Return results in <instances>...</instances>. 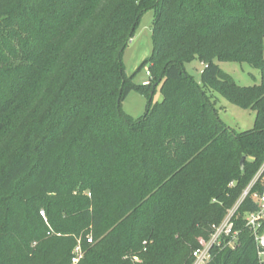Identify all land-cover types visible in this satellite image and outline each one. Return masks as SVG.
<instances>
[{
	"label": "trees",
	"instance_id": "trees-1",
	"mask_svg": "<svg viewBox=\"0 0 264 264\" xmlns=\"http://www.w3.org/2000/svg\"><path fill=\"white\" fill-rule=\"evenodd\" d=\"M149 11L152 52L128 76ZM195 59L200 82L184 69ZM145 66L148 86L134 81ZM133 91L148 99L137 120L122 108ZM214 93L255 126L227 127ZM263 166L264 0H0V264H72L78 246V264H191ZM252 194L239 246L209 264H259Z\"/></svg>",
	"mask_w": 264,
	"mask_h": 264
},
{
	"label": "rangeland",
	"instance_id": "rangeland-1",
	"mask_svg": "<svg viewBox=\"0 0 264 264\" xmlns=\"http://www.w3.org/2000/svg\"><path fill=\"white\" fill-rule=\"evenodd\" d=\"M153 19V11H149L143 15L135 32V36L125 51L123 60L128 76H131L142 62L151 55ZM218 65L241 86H253L260 83V72L247 64L218 62ZM184 69L197 82H200L204 65L198 59L185 63ZM147 72L148 67H143L135 76L134 81L143 84L148 80ZM214 95L219 116L227 127L239 133L250 130L255 126L256 114L254 111L241 109L229 103L221 95L217 93H214ZM162 99L163 96L158 87L152 97V103L161 102ZM147 103L148 99L145 96L133 91L122 103V108L127 114L137 120L144 116Z\"/></svg>",
	"mask_w": 264,
	"mask_h": 264
},
{
	"label": "built area",
	"instance_id": "built-area-1",
	"mask_svg": "<svg viewBox=\"0 0 264 264\" xmlns=\"http://www.w3.org/2000/svg\"><path fill=\"white\" fill-rule=\"evenodd\" d=\"M146 75L148 80L143 83L144 86L150 85L151 82L150 72L148 71ZM263 173L264 166L244 190L239 200L228 211L223 221L220 224L213 226V232L206 243L193 251L191 264H209L213 260L216 251L235 249L239 246L240 231L236 230V219L239 215L241 206L252 194L253 188L260 181ZM252 195L257 208L256 210L244 213L242 219L245 229L248 230L253 237L258 263L264 264V190L262 193L257 192ZM88 242L91 243L92 240L89 239ZM75 253L77 254V257L73 259L72 264H78L82 257L80 246L75 249Z\"/></svg>",
	"mask_w": 264,
	"mask_h": 264
},
{
	"label": "water",
	"instance_id": "water-1",
	"mask_svg": "<svg viewBox=\"0 0 264 264\" xmlns=\"http://www.w3.org/2000/svg\"><path fill=\"white\" fill-rule=\"evenodd\" d=\"M244 162H245V158H243V159L241 160V167H242V168L244 167Z\"/></svg>",
	"mask_w": 264,
	"mask_h": 264
}]
</instances>
